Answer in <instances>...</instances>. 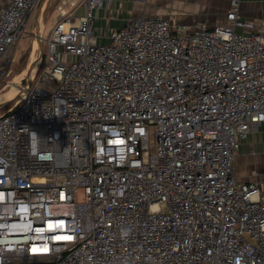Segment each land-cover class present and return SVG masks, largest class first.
I'll use <instances>...</instances> for the list:
<instances>
[{
	"label": "built area",
	"instance_id": "1",
	"mask_svg": "<svg viewBox=\"0 0 264 264\" xmlns=\"http://www.w3.org/2000/svg\"><path fill=\"white\" fill-rule=\"evenodd\" d=\"M40 2L0 7V63ZM240 2L215 26L133 17L107 44L112 0L58 10L0 115V264H264V191L234 174L264 131V22Z\"/></svg>",
	"mask_w": 264,
	"mask_h": 264
},
{
	"label": "crops",
	"instance_id": "2",
	"mask_svg": "<svg viewBox=\"0 0 264 264\" xmlns=\"http://www.w3.org/2000/svg\"><path fill=\"white\" fill-rule=\"evenodd\" d=\"M8 1L0 0V7ZM112 2L114 4L112 11L119 10V6L121 13L125 16L117 19L114 24L105 19V10L96 9L94 40L97 44L110 42L114 31L120 29L128 19L133 17L161 15L169 18L174 24L193 26L196 23L205 22L215 26L222 22L232 6V0H149L146 6H139L132 0H112ZM263 5L264 0H241L243 19L259 27L264 20ZM83 13L82 8L78 9V15ZM234 174L239 181L259 183L264 191V131L261 129L253 131L241 141L239 153L234 162Z\"/></svg>",
	"mask_w": 264,
	"mask_h": 264
},
{
	"label": "rangeland",
	"instance_id": "3",
	"mask_svg": "<svg viewBox=\"0 0 264 264\" xmlns=\"http://www.w3.org/2000/svg\"><path fill=\"white\" fill-rule=\"evenodd\" d=\"M76 0H47L44 9L42 12L40 24H41V30L44 31V38L48 37L51 30L54 28L55 24L57 23L58 19V10L62 7L68 6L69 9H72V2H75ZM78 4H80L81 0H77ZM41 2L37 6L36 10L32 14L30 24L28 25L25 33L23 36L15 42L12 48H10L5 56V60L0 63V69L3 67H8V75L1 80L0 79V95L6 94L8 91L11 90V87L9 86V83L14 82V78L20 75L24 70L35 60H38L40 52H39V43L36 50L34 49V44L37 43V29H36V17H37V11L40 6ZM114 6V4H113ZM264 6V5H263ZM81 8V7H79ZM113 9V7H112ZM119 10H111L109 13H106V17L109 18L106 20H110L111 22H114L122 16H125L124 13H121V9L118 6ZM102 10V9H100ZM104 11V9L102 10ZM96 13V12H95ZM262 14L264 15V11H262ZM102 19V18H101ZM264 22V20L262 21ZM43 46V64L44 59L46 57V45L45 43L42 44ZM43 64L41 65L40 69L43 68ZM40 73L37 72L38 76ZM28 75L25 77L27 78ZM21 82V81H20ZM20 82L18 84H20ZM7 107L0 108V115L5 114L7 111ZM81 197V196H80Z\"/></svg>",
	"mask_w": 264,
	"mask_h": 264
},
{
	"label": "water",
	"instance_id": "4",
	"mask_svg": "<svg viewBox=\"0 0 264 264\" xmlns=\"http://www.w3.org/2000/svg\"><path fill=\"white\" fill-rule=\"evenodd\" d=\"M47 0H42V3L40 4L39 8H38V11H37V17H36V29H37V41L39 43V52H40V55H39V58H38V70L42 64V61H43V32L41 30V24H40V20H41V16H42V12H43V9H44V5L46 3ZM37 70V72H38ZM36 72V74H37ZM35 74V75H36ZM34 75V76H35ZM34 76H30V77H27L26 79H23L20 84H16L14 85L15 83H9V86L11 87V90L12 89H16V94L15 97L13 98V100L11 101H7V102H3L0 104V108L2 107H5V106H10V108L8 109L7 112H10L12 111L19 103H21L26 97H27V89L24 87L26 85H30Z\"/></svg>",
	"mask_w": 264,
	"mask_h": 264
},
{
	"label": "bare ground",
	"instance_id": "5",
	"mask_svg": "<svg viewBox=\"0 0 264 264\" xmlns=\"http://www.w3.org/2000/svg\"><path fill=\"white\" fill-rule=\"evenodd\" d=\"M38 47V42L34 44V49L36 50V48ZM38 60H35L34 62H32L25 70L24 72H22L20 75H18L17 77L14 78V85L18 84L20 81H22L23 79H26V75H28L27 77L30 76H34L38 70ZM16 89H12L10 91H8L6 94H2L0 95V104L3 103L4 101H11L13 100V98L15 97L16 94Z\"/></svg>",
	"mask_w": 264,
	"mask_h": 264
}]
</instances>
